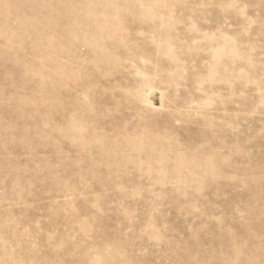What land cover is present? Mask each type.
<instances>
[{"label":"rangeland","instance_id":"1","mask_svg":"<svg viewBox=\"0 0 264 264\" xmlns=\"http://www.w3.org/2000/svg\"><path fill=\"white\" fill-rule=\"evenodd\" d=\"M0 264H264V0H0Z\"/></svg>","mask_w":264,"mask_h":264}]
</instances>
